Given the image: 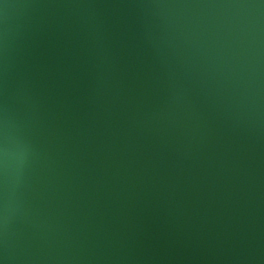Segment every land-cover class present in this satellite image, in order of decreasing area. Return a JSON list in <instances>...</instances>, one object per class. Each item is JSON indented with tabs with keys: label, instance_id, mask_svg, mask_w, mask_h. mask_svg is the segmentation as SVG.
Segmentation results:
<instances>
[{
	"label": "water",
	"instance_id": "95a60500",
	"mask_svg": "<svg viewBox=\"0 0 264 264\" xmlns=\"http://www.w3.org/2000/svg\"><path fill=\"white\" fill-rule=\"evenodd\" d=\"M0 146V264H264V0H0Z\"/></svg>",
	"mask_w": 264,
	"mask_h": 264
},
{
	"label": "clouds",
	"instance_id": "9594fccd",
	"mask_svg": "<svg viewBox=\"0 0 264 264\" xmlns=\"http://www.w3.org/2000/svg\"><path fill=\"white\" fill-rule=\"evenodd\" d=\"M5 134V140H6ZM8 157H9V150L6 146H0V168L3 169L5 175H7L8 171ZM4 211H7V205L4 206Z\"/></svg>",
	"mask_w": 264,
	"mask_h": 264
}]
</instances>
